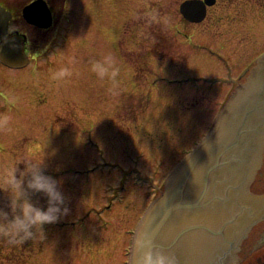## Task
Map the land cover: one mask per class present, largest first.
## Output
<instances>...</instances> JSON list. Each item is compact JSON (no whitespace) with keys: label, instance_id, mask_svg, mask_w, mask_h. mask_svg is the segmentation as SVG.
<instances>
[{"label":"rangeland","instance_id":"obj_1","mask_svg":"<svg viewBox=\"0 0 264 264\" xmlns=\"http://www.w3.org/2000/svg\"><path fill=\"white\" fill-rule=\"evenodd\" d=\"M183 1L148 9L156 0L133 16L132 7L111 14L98 0L106 16L93 4L90 22L75 20L70 44L56 46L60 39L48 42L52 34L44 33L28 66L0 64V114L11 117V131L0 133V167L23 171L25 158L43 162L70 209L45 225L44 235L23 244L0 239V264H125L146 206L209 134L241 70L264 52V0H218L195 23L182 17ZM108 54L120 69L115 93L90 70L91 60ZM61 67L73 75L52 80ZM118 193L124 201L114 198ZM139 194L144 204L136 211ZM10 198L0 190V208L9 213ZM33 201L47 206L42 195Z\"/></svg>","mask_w":264,"mask_h":264},{"label":"water","instance_id":"obj_2","mask_svg":"<svg viewBox=\"0 0 264 264\" xmlns=\"http://www.w3.org/2000/svg\"><path fill=\"white\" fill-rule=\"evenodd\" d=\"M213 3L214 0L188 1L182 4L181 12L193 22L200 21L206 5ZM33 9L34 5L25 9L28 21L47 26L34 19L39 13ZM8 15L0 6L1 40L6 39ZM0 62L12 68L28 64L21 39L10 38L0 44ZM235 90L220 110L209 135L174 169L161 195L147 208L132 240L129 264H138L149 250L145 247L136 251L135 241L141 236L153 248L174 256L177 264H211V258L219 255L218 245L226 247L246 223L238 215L241 205L248 203L252 207V201L264 203V197L250 196V186L264 154V55ZM224 201L231 204V209L234 205L235 211L228 219L238 221L234 219L232 226L219 231ZM250 213L254 218L260 212L253 209ZM218 231L215 239L214 232Z\"/></svg>","mask_w":264,"mask_h":264},{"label":"flooded vegetation","instance_id":"obj_3","mask_svg":"<svg viewBox=\"0 0 264 264\" xmlns=\"http://www.w3.org/2000/svg\"><path fill=\"white\" fill-rule=\"evenodd\" d=\"M37 1H41L42 4L44 3L43 5L46 8V10L43 13H40L42 10L41 6L40 7L36 6L35 9L39 11V14L35 16V20L41 24H45L48 21L49 25L45 27L40 26L36 23L31 24L24 18V9L27 6ZM102 1L109 5L107 11L110 12L111 14L114 12L115 13L118 12V10H116L117 9L116 7L118 6L124 8L123 10L126 11L127 8L132 7L134 9L129 8L128 9L129 13H131L130 11L138 13L140 11H137V8H140L141 6L147 7L148 5H152L156 3V0H102ZM157 1L158 2L156 3L157 4L156 7L148 8V9L157 10L158 7H161L163 0H157ZM89 2H87V0H0V5L3 6L5 10L8 11V13L10 14V19L8 22V32H7L8 37L18 36L22 38V40L24 41L25 51L27 52L26 54L27 55L29 54L28 56L32 61L36 57L35 50L42 46V40H43L42 36L44 33L52 34L48 38V42L53 41L54 43H56L58 39H60L59 44H56V46L58 45L61 46L64 43L70 44L73 39L72 38L73 30L76 29L77 26L75 20L80 16L79 19H81V21L83 19L84 22L86 21L90 22L91 17L94 13V11H90V10H94L93 4L96 5L97 10L101 12V14L105 15V13L102 12L101 9L99 8V6L100 7L102 6V2H98V0H89ZM39 4L41 5V3ZM76 42L73 41V43ZM29 50L30 53H28ZM255 59L256 58H254L252 62L250 60L248 66L241 70L239 77L240 83L247 75V70H249V68L253 65ZM1 66L3 65L1 64ZM234 81H236L237 83L236 79H234ZM4 96H6V94L0 91V98L3 99ZM11 103L13 104V102ZM13 106L15 105L13 104ZM86 139L89 140L91 143L94 142L92 140L91 133H88L86 135ZM126 182H128L127 178L123 177V180L120 184V190L124 192L128 190V185L126 184ZM121 194L118 193L117 195L114 196V198L118 197L120 201H124L122 198L125 196ZM250 194L252 198L264 196V154L260 169L258 170L257 175L255 176V179L250 186ZM247 205L248 203H243L241 205V208L238 210L240 211L238 215L246 219V223L244 224L243 227H241V229L238 232L235 233V236H233L235 244H233V238H232L228 241L226 247L225 246L219 247L218 245L217 248H219V252H218L219 255H217L214 258L212 257L209 263L264 264V203L262 202L259 205L256 204L254 201H252V207H248ZM221 207L223 209V218L219 231L223 229H227L226 227L232 226L235 223L234 219H237L238 221V218L228 219L235 211L234 205L231 209V204H227V201H224L222 202ZM253 209L258 210L260 213H256L255 217L251 218L249 214H252L250 213V211ZM108 211L109 210L105 211V213ZM223 222H224V226H223ZM199 224L205 225L207 224V222H200ZM219 231L214 232L216 236L215 239H217L216 234H218ZM246 231L247 233H245ZM218 238L220 244L221 237ZM127 257L129 259V251L127 253ZM128 259L125 261V264H128Z\"/></svg>","mask_w":264,"mask_h":264},{"label":"clouds","instance_id":"obj_4","mask_svg":"<svg viewBox=\"0 0 264 264\" xmlns=\"http://www.w3.org/2000/svg\"><path fill=\"white\" fill-rule=\"evenodd\" d=\"M89 63L91 72L101 81H110L109 91L115 93L119 88L117 77L120 73L116 58L108 54ZM72 75L69 67H61L52 73L51 79L59 82ZM10 120L8 114H0V133L11 131ZM20 163L25 164L23 171L16 165L0 167V185H3L0 190L11 193L8 205L11 213L0 208V239L12 244H23L34 239L38 233L44 235L45 225L59 222L70 211L65 206L66 197L60 190V182L45 175L43 162L25 158ZM41 195L46 198V208L33 201V196ZM145 247L149 250L144 252L138 264H177L174 256L153 248L141 236L135 241V249L140 251Z\"/></svg>","mask_w":264,"mask_h":264},{"label":"bare ground","instance_id":"obj_5","mask_svg":"<svg viewBox=\"0 0 264 264\" xmlns=\"http://www.w3.org/2000/svg\"><path fill=\"white\" fill-rule=\"evenodd\" d=\"M87 2H89V0H87ZM89 4H90V2H89ZM88 4V5H89ZM182 4H183V2L180 4V7L182 6ZM87 5V6H88ZM134 15H138V13H135V14H133V16ZM12 38H15V37H12ZM63 50H64V48H62ZM237 63V62H236ZM244 65V64H243ZM242 66V65H241ZM3 111V110H2ZM205 121V120H204ZM206 122V121H205ZM130 190H131V192L133 193L134 191H135V188H133V187H131L130 188ZM136 198H137V195H136ZM144 204V194H139L138 195V198H137V201L136 202H134V209L136 210V211H138L141 207H142V205ZM142 209V208H141ZM135 215V214H134ZM134 215H133V217H134ZM119 242H121V241H119ZM122 242L124 243V240L122 239ZM120 250H122V248L121 247H119V251ZM123 251V250H122ZM122 251H121V254H120V256H122ZM120 262V261H119ZM119 262H118V264H119Z\"/></svg>","mask_w":264,"mask_h":264}]
</instances>
